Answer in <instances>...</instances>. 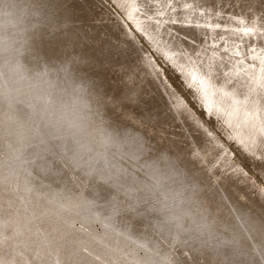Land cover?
I'll use <instances>...</instances> for the list:
<instances>
[{"label":"rangeland","instance_id":"rangeland-1","mask_svg":"<svg viewBox=\"0 0 264 264\" xmlns=\"http://www.w3.org/2000/svg\"><path fill=\"white\" fill-rule=\"evenodd\" d=\"M139 2L0 0V264H264V0Z\"/></svg>","mask_w":264,"mask_h":264},{"label":"clouds","instance_id":"clouds-1","mask_svg":"<svg viewBox=\"0 0 264 264\" xmlns=\"http://www.w3.org/2000/svg\"><path fill=\"white\" fill-rule=\"evenodd\" d=\"M8 5L4 4V8L7 9ZM9 27L6 23H0V29H6ZM0 52L5 54H11L12 52V42L7 36H0ZM5 67H7V62H5ZM14 73H9V78ZM21 79L25 81V87L35 91H43L44 88L40 84L39 78L34 82L27 76H21ZM5 90L8 88L9 80L0 79ZM42 118H46L48 123L51 124L57 131H63L65 135L69 137L76 136L80 131V122L87 119L82 113L75 112L70 108L66 107H52L46 106L41 111ZM167 206H162L161 211H168Z\"/></svg>","mask_w":264,"mask_h":264},{"label":"bare ground","instance_id":"bare-ground-1","mask_svg":"<svg viewBox=\"0 0 264 264\" xmlns=\"http://www.w3.org/2000/svg\"><path fill=\"white\" fill-rule=\"evenodd\" d=\"M117 2L119 3V5H121V8L124 10V12H125V14H126V16L130 19V20H132L133 22H134V24H136V26L138 27V28H140V30H142L146 35H148V37L150 38V40L152 39V37H151V34H149L148 32H147V30H145L146 28H145V25L144 24H142L141 23V15L139 16V14H137L138 12H139V5H140V2H139V0H117ZM102 6H104V8L105 9H107V10H109L110 8L108 7V6H106V5H102ZM103 8V9H104ZM112 12H113V10H112ZM112 12H109V14H112L113 16H114V13H112ZM116 16V15H115ZM114 16V18H115V20L117 21V23L119 24V26H120V29H121V31L125 34V36H127V38H128V40L130 41V43L131 44H133V46L135 47V48H137V49H141L142 50V52H143V54L145 55V58H146V62H148V54H147V52L145 51V49L143 48V47H141L137 42H136V40H135V37H134V34L130 31V29L128 28V26H127V24L125 23V21L122 19V18H120V17H115ZM113 18V19H114ZM139 18H140V20H139ZM146 27H147V25H146ZM172 30V29H171ZM153 40V39H152ZM163 48V47H162ZM166 47H164L163 49H164V51L166 50L165 49ZM167 51V50H166ZM144 57V56H143ZM145 62V63H146ZM147 64V63H146ZM149 67V66H148ZM152 69H153V67H151ZM200 71V69H195L194 68V70L193 69H191L190 70V73H191V77H192V79L194 80V81H196L197 83H199L200 84V86L202 87V89L204 90V91H207V88H209L210 86L211 87H213V86H215L217 83V79H216V84H213V80L211 79V74H210V72H207V71H204V72H202V71ZM154 71V73H155V70H153ZM152 72V71H151ZM213 77V76H212ZM215 78V77H214ZM215 81V80H214ZM222 83V82H221ZM223 83H224V81H223ZM220 84V83H219ZM221 85V84H220ZM217 86H218V84H217ZM216 86V87H217ZM233 86V85H232ZM225 88H226V92L228 91V89H227V87L226 86H224ZM215 88V87H214ZM218 88H221V87H218ZM229 88V87H228ZM231 88V87H230ZM223 89V87L220 89V90H222ZM219 90V89H218ZM212 91V90H211ZM221 92V91H220ZM213 94V93H212ZM229 106V105H228ZM213 109V108H212ZM240 110V109H239ZM245 110V109H244ZM255 110V109H254ZM258 110V109H257ZM242 111V110H241ZM246 111V110H245ZM258 113H259V111H257ZM251 113V112H250ZM250 113H249V115H250ZM252 113L254 114V111H252ZM252 114V115H253ZM246 115H248V112H247V114ZM248 115V116H249ZM251 115V116H252ZM255 116H257V114H254ZM250 116V117H251ZM260 116V115H259ZM247 118V117H246ZM257 119V118H256ZM255 119V120H256ZM236 120V119H235ZM247 120V119H246ZM249 120V119H248ZM251 120V119H250ZM253 120V119H252ZM254 121V120H253ZM251 122V121H250ZM250 122H248V123H250ZM251 124V123H250ZM259 124V123H258ZM252 128V127H251ZM241 130V129H240ZM251 132V131H250ZM251 134V133H250ZM237 136V135H236ZM14 154H18V152H14ZM255 224V223H254ZM258 225V224H257ZM261 233V232H260ZM262 239L264 240V232H262Z\"/></svg>","mask_w":264,"mask_h":264}]
</instances>
